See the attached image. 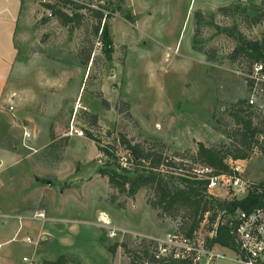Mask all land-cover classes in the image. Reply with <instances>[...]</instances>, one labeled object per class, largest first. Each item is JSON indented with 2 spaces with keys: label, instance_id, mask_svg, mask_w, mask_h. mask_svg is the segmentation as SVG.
<instances>
[{
  "label": "rangeland",
  "instance_id": "1",
  "mask_svg": "<svg viewBox=\"0 0 264 264\" xmlns=\"http://www.w3.org/2000/svg\"><path fill=\"white\" fill-rule=\"evenodd\" d=\"M76 5L103 12L110 59L93 33V14ZM53 8L85 11L81 26L62 24ZM235 31L247 38L261 35L264 0H0V118L13 120L0 143L19 156L0 173V203L14 213L95 203L86 193L75 198L73 189L81 191L80 184L70 186L72 176L90 178L106 158L85 129L100 145L114 143L120 160L124 150L113 140L118 132L132 141L153 135L178 150H194L198 141H228L232 104L249 96L247 78L254 73L246 59L230 57ZM89 44L92 60L81 64L78 49L82 54ZM252 98L259 107L252 119L264 127V93ZM239 106L244 110L245 102ZM89 114H95L96 125L87 121ZM23 129L29 132L25 139ZM261 137L245 158H236L240 170L234 174L252 187L264 183ZM231 159L225 158L228 166ZM93 183L96 188L103 182ZM109 188L96 204L114 215L113 223L150 234L178 226V217L159 218L145 202L149 188L140 187L132 197ZM211 191L218 198L242 194L225 183ZM151 210L156 227L143 230L154 223ZM101 225L103 237L140 249L128 236L107 237ZM14 243L17 264H27L20 257L28 255L29 243L22 238ZM214 249L215 264H236L232 249Z\"/></svg>",
  "mask_w": 264,
  "mask_h": 264
},
{
  "label": "trees",
  "instance_id": "2",
  "mask_svg": "<svg viewBox=\"0 0 264 264\" xmlns=\"http://www.w3.org/2000/svg\"><path fill=\"white\" fill-rule=\"evenodd\" d=\"M75 7H84L93 14V33L98 34L101 51L106 59H110L112 40L103 19V12L88 5ZM53 13L62 24L80 27L85 11L73 9L71 12H66L53 8ZM234 39L235 44L230 51L231 59L235 60L239 57L246 59L251 65L250 71L257 62L264 67V31L257 38H247L239 31H235ZM90 52V44L82 54L78 49L77 55L81 64L92 60ZM247 80L250 93L253 78L248 75ZM239 102H245L244 110L239 106ZM122 103L126 104V101ZM232 106L230 116L234 126L225 132L228 141L209 144L198 141L194 150L188 147L182 150L170 149L164 140L153 135L132 141L123 132H118L113 140L124 150L125 156L120 160L121 154H117L114 143L100 145L91 132L85 129L84 134L94 139L96 149L106 157L102 164L96 166L95 172L105 176L108 185L117 193L129 197H132L140 187L149 188L150 193L145 195V202L154 210L155 215L159 218L164 216L179 218L178 226L172 229L173 231L191 236L213 229V234L205 235L207 243L230 245L235 249L237 243L230 231L229 221H232L236 207L248 209L258 203V193L248 190L239 198L233 196L218 198L206 192L205 184L208 180L206 175L232 172L225 158H245L259 141V136L262 135L261 139L264 141V127L253 121L251 114L259 107L249 103L247 98L236 100ZM89 116L87 121L96 125L95 114ZM203 165L208 166L210 170L201 171ZM204 214L205 222L202 221ZM101 241L111 253L115 251L117 245L121 246L129 264H187L156 259L152 255L150 245L145 243L140 244V249H134L125 240H108L102 235ZM66 261L80 264L65 255L42 260L44 264H67Z\"/></svg>",
  "mask_w": 264,
  "mask_h": 264
},
{
  "label": "crops",
  "instance_id": "3",
  "mask_svg": "<svg viewBox=\"0 0 264 264\" xmlns=\"http://www.w3.org/2000/svg\"><path fill=\"white\" fill-rule=\"evenodd\" d=\"M9 33V30H8ZM12 118H0V140L7 128L11 127ZM11 150L0 143V173L6 166L19 159L11 154ZM88 176V175H87ZM72 176V183L80 184L81 191L75 190V198H81L86 193V198L96 200L86 207H78L62 210L57 208H30L22 209L20 213H14L11 205L0 203V264H17L16 245L14 241L22 238L28 244V255L20 258L27 264H40L44 259H54L58 255H65L77 260L80 264H112L117 256V264H124L126 256L123 255L120 246L111 253L101 241V219L108 220L116 226L126 227L144 233L142 230L113 223L114 215L105 207H99L97 200L105 197L109 186L104 176L93 173L90 178ZM83 178V179H82ZM100 179L102 186L94 188L93 181ZM106 182V186H105ZM67 183V182H66ZM2 180L0 178V185ZM69 186V187H70ZM74 188V187H70ZM69 189V188H66ZM100 190V193L97 192ZM42 211L44 216L36 217L34 214ZM152 224H148L143 230H153L156 227L153 210L150 212ZM163 233V232H162ZM159 232L158 234H162ZM28 237V238H27ZM221 246V245H217ZM121 251V252H120ZM24 257V259H22Z\"/></svg>",
  "mask_w": 264,
  "mask_h": 264
},
{
  "label": "built area",
  "instance_id": "4",
  "mask_svg": "<svg viewBox=\"0 0 264 264\" xmlns=\"http://www.w3.org/2000/svg\"><path fill=\"white\" fill-rule=\"evenodd\" d=\"M254 73L249 74L253 78V86L247 101L253 103L252 95L257 91L264 93V67L261 63L257 62L253 66ZM253 71V70H252ZM255 105V104H254ZM78 134L81 131H76ZM22 137L25 139L29 137V132L26 129L22 130ZM231 159V158H229ZM229 164L232 172L218 173L206 175L208 178L205 184L206 192L213 194L211 189L218 184L225 183L233 189L236 193H242L243 196L248 190H253L258 193V203L248 209L236 207L231 224V233L237 243L234 249L232 246L227 245L235 253V256L230 257L236 264H264V183L257 186H250L249 182L241 179L234 174V171H239V163L237 159H231ZM201 171L208 172L210 168L206 165L201 166ZM36 217H43L42 211L34 214ZM205 214L203 222H205ZM106 227L107 237H118L117 239L126 238L136 241L137 243H145L150 245L151 252L154 258L163 261H178L187 264H215L218 257L215 251L217 243L209 244L205 239V235L210 236L213 234V229L203 231L201 234H193L185 236L181 233L169 230L162 234H150L136 230H131L126 227L116 226L108 220H102ZM215 226V223L213 224ZM28 238V237H27ZM24 259V257L22 258ZM150 264V263H146Z\"/></svg>",
  "mask_w": 264,
  "mask_h": 264
}]
</instances>
